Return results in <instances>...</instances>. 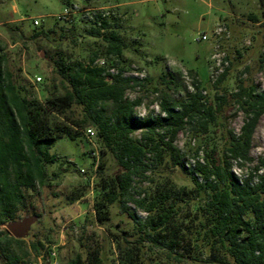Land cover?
<instances>
[{"label": "rangeland", "instance_id": "rangeland-1", "mask_svg": "<svg viewBox=\"0 0 264 264\" xmlns=\"http://www.w3.org/2000/svg\"><path fill=\"white\" fill-rule=\"evenodd\" d=\"M73 5L107 9L109 28L95 36L102 22L94 26L81 15L72 23L60 21L63 9ZM41 31L47 36L37 37ZM111 32L125 42L121 60L108 52ZM61 59L92 67L105 61L106 73L142 80L141 87L125 94L127 100L141 101L135 108L140 120L164 115L165 99L173 105L187 101L197 81L213 107L215 123L208 134L195 133L188 124L175 140L192 169L206 152L221 151L226 130L241 133L247 116L233 96L240 87L264 92V9L259 0H0V72L13 76L22 97L43 104L53 94L63 95L55 72ZM223 73L225 79L215 86ZM37 77L42 81L36 82ZM80 132L75 140L63 137L51 145L55 162L48 165L49 179L26 191L24 204H17L11 216L0 214V264H28L51 248H57L62 264L94 249L101 251L102 264H127L120 248L132 247L138 239L135 221L121 214L118 204L102 210L104 221L97 212L119 167L111 154L101 153L96 135L89 139ZM141 136V131L133 134ZM163 148L149 154L145 173L134 177L132 194L141 199L170 192V201L180 202L181 217L192 230L205 198L197 196L181 168L173 172V161ZM251 157L252 162L242 165L232 161V172L243 179L264 162V114L254 133ZM126 206L138 221L147 218L133 203ZM29 216L38 217L29 235L15 239L7 225ZM33 242L40 243L39 253L32 250ZM142 246L132 264H209L207 253L196 247L188 232L181 238V249H162L147 241ZM178 254L183 255L180 261Z\"/></svg>", "mask_w": 264, "mask_h": 264}, {"label": "trees", "instance_id": "trees-1", "mask_svg": "<svg viewBox=\"0 0 264 264\" xmlns=\"http://www.w3.org/2000/svg\"><path fill=\"white\" fill-rule=\"evenodd\" d=\"M259 1L264 9V0ZM109 24L103 19L94 35L100 36L101 29H108ZM47 34L41 31L36 36ZM106 41L108 52L121 60L125 42L115 32ZM55 72L64 94H53L43 104L22 97L13 76L8 73L3 77L0 72L1 216H11L17 204H24L26 191L35 190L49 179L48 165L55 162L50 155L53 143L63 137L75 140L81 130L84 133L92 128L101 143V153L111 154L119 167L97 207L99 220L106 219L102 211L106 206L118 204L121 214L134 220L139 231L138 239L130 243L132 247L120 248L124 262L132 264L145 241L162 249H181V238L188 232L196 247L207 253L209 264H264V162L243 179L232 172L231 163L252 162L253 137L264 114V92L240 87L233 96L247 116L241 133L226 130L221 151L206 152L191 169L174 145L175 140L188 124L194 126L195 133L208 134L215 123L213 107L199 91L197 81L196 92L187 101L173 105L165 99L161 107L164 115L140 120L135 108L141 101L127 100L125 94L128 89L141 87L142 80L63 59L55 63ZM108 107L112 108L109 112ZM137 131L142 132L140 139L133 137ZM158 146L164 147L173 161V172L181 168L195 185L197 196L205 198L197 209L192 230L181 217L180 202L170 201V192L141 199L132 194L134 177L143 176L146 159ZM127 203L144 210L147 218L138 221ZM31 248L39 253L40 243L33 242ZM177 256L179 261L183 258ZM102 262L101 251L94 249L67 264Z\"/></svg>", "mask_w": 264, "mask_h": 264}, {"label": "built area", "instance_id": "built-area-1", "mask_svg": "<svg viewBox=\"0 0 264 264\" xmlns=\"http://www.w3.org/2000/svg\"><path fill=\"white\" fill-rule=\"evenodd\" d=\"M77 15H81V18L85 19L86 21H91L93 22L94 26H97L98 24L100 25L102 20L105 19L107 15H109V11H107V9H101V8H97V9L86 8V7L79 8L78 6L73 5V6L65 7L61 12V14L58 16V19L66 23H72ZM33 23L35 26L40 25V21L38 19H34ZM202 39L206 40L207 37L203 36ZM100 64L102 65L99 66L103 68V66H105L106 63L105 61H101ZM134 69L136 70V67H134ZM112 72L113 71H111V73ZM108 79L110 80V77ZM41 81H42L41 77L36 78V82H41ZM84 135L90 139L91 137H94L96 133L92 128H89L84 131ZM92 154L93 156H96V153L94 151L92 152ZM97 168H98V163L95 166V171H97ZM28 264H62V263L59 259L57 248H51L35 256L34 259Z\"/></svg>", "mask_w": 264, "mask_h": 264}, {"label": "water", "instance_id": "water-1", "mask_svg": "<svg viewBox=\"0 0 264 264\" xmlns=\"http://www.w3.org/2000/svg\"><path fill=\"white\" fill-rule=\"evenodd\" d=\"M37 220V216H29L22 221L9 223L7 229L15 239H24L29 235L32 225L36 223Z\"/></svg>", "mask_w": 264, "mask_h": 264}, {"label": "crops", "instance_id": "crops-1", "mask_svg": "<svg viewBox=\"0 0 264 264\" xmlns=\"http://www.w3.org/2000/svg\"><path fill=\"white\" fill-rule=\"evenodd\" d=\"M116 8V7H115ZM117 9V8H116ZM118 13H119V16H122V14L120 13V11H118Z\"/></svg>", "mask_w": 264, "mask_h": 264}]
</instances>
